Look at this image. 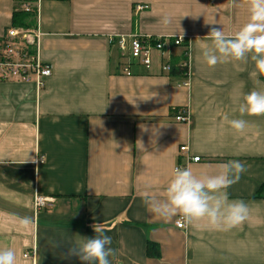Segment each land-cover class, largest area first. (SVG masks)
<instances>
[{
	"label": "crops",
	"instance_id": "0c3cea01",
	"mask_svg": "<svg viewBox=\"0 0 264 264\" xmlns=\"http://www.w3.org/2000/svg\"><path fill=\"white\" fill-rule=\"evenodd\" d=\"M142 3L149 7L137 11ZM18 5L0 0V40ZM248 18L247 5L231 0H39L32 28L52 74L42 87L0 80V248L13 249L17 264H81L63 256L99 223L112 238L111 264H264V117H243V133L224 119L240 118L254 64L210 68L202 55L210 27L233 35ZM132 34L185 37L186 81L164 71L158 54L149 68L123 57L117 39ZM184 49L168 51L172 63ZM184 109L189 121H177ZM229 160L247 168L229 200L250 209L230 231L180 228L178 216L160 218L142 200L145 192L162 199L176 167L215 175ZM36 194L55 202L36 210ZM18 217L33 223L20 227ZM148 241L160 256L147 254Z\"/></svg>",
	"mask_w": 264,
	"mask_h": 264
},
{
	"label": "clouds",
	"instance_id": "9594fccd",
	"mask_svg": "<svg viewBox=\"0 0 264 264\" xmlns=\"http://www.w3.org/2000/svg\"><path fill=\"white\" fill-rule=\"evenodd\" d=\"M231 3L234 7L241 3L247 5L248 21L233 35L226 34L222 28L210 27L203 38L210 45L203 46L202 55L210 68L228 61L247 63L250 60L254 64L250 77L255 86L241 97L237 109L240 118L224 117L231 129L243 133L249 127L243 117H264V0H231ZM163 22L169 21L165 18ZM245 171L246 166L239 160L223 163L215 175L197 176L191 167H176L162 199L145 192L142 200L148 210L160 218L168 220L178 216L185 225L203 222L211 230L227 232L250 218L248 204L242 199L229 200L227 194ZM17 222L20 227H28L33 220L18 217ZM91 227L95 235L73 238L63 258L75 256L81 264H111L110 257L115 255L112 238L99 223ZM51 242L57 247L61 243L54 237ZM0 264H17L15 251L0 248Z\"/></svg>",
	"mask_w": 264,
	"mask_h": 264
},
{
	"label": "built area",
	"instance_id": "2783aa9c",
	"mask_svg": "<svg viewBox=\"0 0 264 264\" xmlns=\"http://www.w3.org/2000/svg\"><path fill=\"white\" fill-rule=\"evenodd\" d=\"M22 3V9L29 12L34 9V5L38 6L39 0H19ZM149 5L142 3L137 4L135 9L142 10L148 8ZM40 32L36 28H24L18 26H10L6 29L4 36L0 40V80H32L34 79L38 86L45 84L46 78L52 74V65L44 62L38 55V40ZM186 38L183 36L164 37V36H141L132 34L128 36H119L117 43L119 45L121 55L129 59L135 60L145 66L151 67L153 56L158 54L161 59H169L168 51L176 46L185 43ZM188 67L189 61L182 63ZM171 65L168 62L163 64V70L169 71ZM125 71L130 74L129 68L125 67ZM190 119L188 110L184 109L176 115L177 121L188 122ZM187 146L183 145L180 151L183 153ZM194 161H199L200 157H193ZM40 162L44 161V157H40ZM55 197L36 194L34 198V207L36 210L52 206ZM177 226L185 228L186 225L179 218Z\"/></svg>",
	"mask_w": 264,
	"mask_h": 264
},
{
	"label": "trees",
	"instance_id": "16d2710c",
	"mask_svg": "<svg viewBox=\"0 0 264 264\" xmlns=\"http://www.w3.org/2000/svg\"><path fill=\"white\" fill-rule=\"evenodd\" d=\"M19 5L17 10L13 14V20L11 26H18L24 28H32L36 26L37 23V6L34 5V9L32 11H25L22 9V3L17 0ZM181 46H184L185 49L181 54L179 59V63H172L169 58L167 62L171 65V69L168 71L170 76L173 78H177L180 82H185L188 77V67L183 66L182 63L185 61H189L188 55V43H183ZM181 61V63H180ZM147 254L149 256H160V247L157 243L148 241L147 242Z\"/></svg>",
	"mask_w": 264,
	"mask_h": 264
}]
</instances>
